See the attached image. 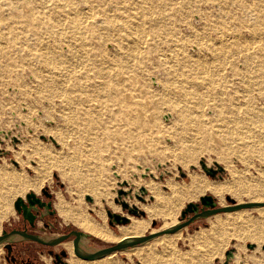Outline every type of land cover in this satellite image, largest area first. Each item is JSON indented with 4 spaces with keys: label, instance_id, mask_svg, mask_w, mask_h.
Returning <instances> with one entry per match:
<instances>
[{
    "label": "rangeland",
    "instance_id": "1",
    "mask_svg": "<svg viewBox=\"0 0 264 264\" xmlns=\"http://www.w3.org/2000/svg\"><path fill=\"white\" fill-rule=\"evenodd\" d=\"M229 6L230 4H228ZM245 6L247 7L248 4ZM187 7L190 9L186 14V18H183V22L178 23L173 18L163 22L160 20L156 27L157 29H160V27L164 28L165 30H162V32H165L167 37L174 34L176 36L172 37L173 39H182L186 56L209 60L208 72L195 71V78L188 79L184 87L180 85L182 91L189 92L185 100H182L178 95L175 96V101H178L177 103H180L181 107H193L191 115L198 110L201 113L200 115H202L200 119L205 122V118L213 116L215 110L212 106L213 104H221L223 105L222 108H230L229 104L234 102V98H236L234 89L236 88L239 92L242 91L241 84H239L241 78L232 75V68L250 71L243 64V60L236 57L238 53L228 57L225 56L223 60L221 59L220 64L211 62L210 55L212 50L209 47L207 48L205 44H208L209 40L217 42L221 37L219 30H222L227 35L224 39H229L228 37L231 34L226 31V27H229L230 30L237 28L239 17L241 18L240 21L248 26V23L252 24L259 15H263L264 11L263 13L258 12L259 14L253 12L244 13L246 8H242L243 13H238L239 17L234 15L236 18L231 22L232 17L225 16L221 19L220 14H216L214 11L216 5L209 1L200 4L198 1L192 0L188 2ZM66 11L70 12L72 9L68 8ZM211 13L216 18L215 20H218L215 26L205 23L211 20V17H208ZM140 25L145 28L148 27V24L144 21L139 22L138 26ZM196 29H200V34L194 33ZM57 30L65 31L68 28L65 26L57 27ZM242 30L243 35L247 37L248 30L245 28H242ZM54 31H56V28ZM7 32V35H13L14 37L25 36V40L20 44L9 42L5 34ZM31 37L28 29L22 30V32L21 30L11 31L4 28L0 30V128L4 130V134H0V165L4 167L12 166L23 179H31L36 175L35 169L38 167V157H27L26 153H22L18 158L15 153L23 145L26 146L25 149L28 152L30 144L33 147L35 146V148L40 146L46 150L44 151L46 153L45 158L53 166L50 168L49 177L44 181L41 188L48 187L49 192L53 196L52 202L56 215L50 220L54 223L55 229L53 232L48 231L40 222L38 224L39 228L36 229L38 235L46 237L52 234L56 235L65 227L71 226L80 229L73 222L65 221L58 215L60 198L69 206L76 207L81 205L89 215L94 217H96L95 211L101 207L106 215V208L114 212L117 205L115 212L123 213L129 217L150 219L147 230L143 235H147V233L154 230L161 231L166 227L177 224L181 214L180 211L186 204L192 201L198 202L199 197L207 193L215 197L219 206L230 204L225 197L227 195L232 197L236 203L257 201L244 194L239 195L241 197L239 199L231 196L229 192H224L222 196H219L207 190L192 199L183 200L182 204L177 208L174 220L168 219L165 222L163 217H154L152 219V217L148 218L149 216L146 213L145 216L128 215L126 211L122 210L120 203L114 201V198L117 197V180H126L129 183L151 180L155 184H159L160 192L169 194L170 190L165 183L169 179H172L174 183L180 186L190 184L189 175L191 174L220 183L230 179L223 162L218 160V155L225 152L224 148L227 140L225 139L224 141L222 136H219L220 132H217L215 126L203 123L206 125L203 129L196 117L191 118L190 124H183L180 122V116L173 111V107L166 102L160 101L161 94H163L161 91H163L162 82L165 79L164 72L168 70L170 64H176L174 60L181 51L178 46H171L175 42L172 40L171 43L170 39L164 43L158 40L157 44L153 43L150 46L151 40L149 36L140 41L130 38V40H134V47L138 49V53L131 55L127 52L124 55L125 57L116 56L117 46L112 41H108L106 36H103L104 39H99L95 44L88 39L82 40L81 43H74V47L72 46L71 48L72 51L65 44L66 42H59L56 35H54V41L47 42V44L40 43V41L31 39ZM47 40L48 38H45V41ZM228 42L231 44L230 40ZM89 44H91L90 48L94 50L89 56H86L84 50L80 49L79 46L83 45V48L89 49ZM254 44L256 43L249 45L254 46ZM147 46L153 48H147ZM44 47H48L52 51V56L48 60L41 59L39 61L40 57L36 53L34 54V49L37 48L44 52L42 50ZM253 49L250 48L249 50L252 51ZM39 50L38 52H40ZM134 56L137 57L135 61L133 60ZM110 57L111 59H118L119 57L126 64L132 62L129 64L131 68L135 71H137L136 69L139 72L141 71L138 83L142 85L148 84V88L153 90L155 96H151L152 103H150L155 107L153 116L156 117V121L150 119L149 123L152 125L144 126L143 129L140 128V131L139 127L136 129L135 124H131L129 127L126 126L127 117L136 122L138 116L136 110L138 108L131 106V114L122 115L121 107L124 102L122 104L118 103L120 98L118 91L120 90L117 89L116 93L113 91L116 88V85H114L116 80L113 83L111 81L108 83L109 78L106 70L112 67ZM145 57L148 58L146 59ZM96 63L100 65L97 66ZM132 65H139L140 67H133ZM131 68H128V70H132ZM86 70L89 71L86 73ZM182 70L183 68H181ZM201 73L209 75L208 78L201 76ZM128 74L129 76L134 75ZM77 82L81 83L75 85ZM260 84L258 83L259 86ZM73 85L79 88L74 89L72 88ZM174 89L178 92L176 90L177 87L174 88L172 85L167 91L171 93L174 92ZM178 93H181L180 89ZM252 94L255 97L257 96L256 105L264 106V93L259 94L257 90H254ZM198 96L200 98H197ZM171 99L174 102V98ZM147 101L149 99L143 97L139 99L138 104L143 106ZM240 101L243 100L240 99ZM83 105L89 109V116L82 115L80 108H83ZM64 108H67L66 111ZM164 116L169 117L164 119ZM176 122L178 123V128L174 129L172 124ZM155 125L160 126L159 131L156 130ZM54 127L64 131V136L66 137L58 139L54 132L46 131ZM224 132L226 133V131ZM42 135L46 138L51 137L57 141V144L44 140ZM175 135L179 136L180 139H175ZM190 148L198 151L195 161L188 163L186 168L179 161L174 163L173 156L179 155V153L180 155H185L184 149ZM201 159L210 166L213 165V162H217L225 168V172L222 173L221 177H211L205 174L199 165ZM14 160L16 164L13 162ZM248 161L243 162L238 156H231L229 159L230 166L243 171L246 179L264 180L262 177L264 176V161H260L256 157H252ZM157 164H162V166L158 169L156 168ZM191 165L196 168L192 169ZM146 166L150 168L149 171H146ZM178 167L185 172L184 177L180 176ZM59 170L66 171L68 178L63 179ZM115 172L120 175L119 179L114 177ZM145 173L147 174L144 176ZM71 179L76 181L72 183ZM88 183H90L89 185L92 188L86 190ZM130 186H132L131 193L123 197V200L128 203H134L143 210L141 205L146 206V204H153L156 201L148 190L146 195L142 196L145 201L137 199L134 192L138 190V186L134 184ZM41 188L37 192L38 194L41 193ZM97 188L102 191L98 199L99 204L94 198V189ZM124 189L128 190L126 186H124ZM30 191L33 190L28 188L23 195L17 194L14 198H10L8 195V200L6 201L8 206L5 210L7 216L1 221L0 232L3 229H10L21 221L20 215L14 208L13 201L17 197L24 198V195ZM86 193L91 196L92 202L86 200ZM149 195L152 196L151 199ZM0 196L2 197L3 194L1 193ZM261 196V201L264 202V192L261 193ZM260 208H243L237 211L210 215L206 219L195 220L192 224L179 230L180 235L173 238L174 245L172 247L166 248L158 245L155 249L143 250L140 255L135 253L138 249H144L148 242H152L155 239L153 238L138 246L117 250L112 252L110 256L104 257L107 260V264H223L225 251L233 247L235 249L234 255L237 259H234L232 264H264V207ZM107 220L108 217L106 215V224ZM152 221L156 222L154 226L151 224ZM129 223L116 224L115 227H110L108 224L107 226L117 232L119 226H127ZM27 243L31 254L40 258L39 263L55 264L51 261L52 256L42 246L36 243ZM110 244L112 243L101 241L89 233L79 243L80 247L85 250L100 249ZM249 244L254 245V248H249ZM16 245L19 247V243ZM56 247L58 249L60 245H56ZM1 249L0 264H10L5 260L7 250L3 245ZM42 249L44 250L42 251ZM72 256L79 261L73 254H69L65 261L68 262V258Z\"/></svg>",
    "mask_w": 264,
    "mask_h": 264
},
{
    "label": "bare ground",
    "instance_id": "2",
    "mask_svg": "<svg viewBox=\"0 0 264 264\" xmlns=\"http://www.w3.org/2000/svg\"><path fill=\"white\" fill-rule=\"evenodd\" d=\"M189 1L192 0H0V30L1 28H4L6 30L10 29L11 31L21 30L22 32V30L28 29L30 31V35L32 36L31 39L33 38L38 42L40 41V43L46 44L47 42L54 41V35H56L59 42H66L65 44H67L70 51H72L71 48L74 43H81L82 40L88 39L90 42H94L95 44L99 39H104L103 36H106L108 41H112L115 46H117L116 48L118 50L116 51V56L119 57L126 55L127 52H129L131 55L138 53V49L134 47L135 44L133 39L140 41L143 38H146V36H149L151 40L150 46H152L153 43L157 44V42L159 41L161 43H164L168 39H170L172 43V40H174L175 44L172 43L171 46H178V49L182 53L180 52L176 56L174 60L176 64H170L168 70L164 72L165 79L162 82L163 91H161V93L163 94H161L162 96L160 97V101L170 104L173 107V111H175L180 116V122H182L183 124H190L191 118L196 117L198 118V121H200L201 128L203 129L206 126L203 123H206L209 126H215L217 132H220L219 136L221 135L224 141L225 139L227 140V144L224 148L225 152L218 155V160L220 162H223V166L227 169L230 175V179L229 181H223L222 183H220L209 181L208 179H205L204 177L199 175L191 174L189 175L190 184L181 186L177 183H174L172 179H169L165 181L166 186L170 190L169 194L160 192L159 184H155L151 180H146L145 182L133 181L128 183L129 185L134 184L138 186V188L143 186L151 193V195L154 196L153 198L156 199V201L153 204H146V206L141 205L142 209L146 214H148V218L152 217L153 219L154 217H163L165 222L168 219L174 220V217L177 214V208L182 204L183 200L192 199L199 193H203L207 190H210L211 192L219 196H222L224 192H229L231 196L238 197L239 199H241L239 195L244 194L249 196L251 199H256L257 201H261V193L264 192V180L246 179L243 171L233 168L229 163V159L231 156H238V158H240L243 162L252 159V157H256L258 160L264 161V106H257V96L255 97L252 94L254 90H257L259 94L264 93V14L259 15L252 24L248 23V26L242 23L240 21V15L238 16V13H243L242 8H246L244 9V13H263L264 0H196L200 4L206 3L208 1L215 4L216 8L214 11L216 12V14H220L219 16L221 19L225 16L232 17V22V20L237 16L239 17L238 20L236 19L238 25L237 28H234L235 30H230L229 27H226V31H229L231 34L228 37L229 39H224L227 35L219 29L217 30L221 32V37L217 42L208 39L209 43L205 45L207 46V48L209 47L210 50H212L210 61L220 64L221 59L223 60L225 56L228 57L238 53L236 57L238 59H242L243 64L246 65V68L250 69V71L247 72L246 70H235L232 68V75H236L241 78L239 84H241L242 91L239 92V90H237L236 88L234 89V95H236V98H234V102L229 104L230 108H222L223 105L221 104H213L212 106L215 109L213 116H211L210 118H205V122L200 119L202 115H200L201 113L198 110H196L194 114L191 115V110H193V107H181V105H179L180 103L178 104V101H175V96L178 95L182 100H185L186 95H189V92L186 93V91L184 90V93V91L181 90L180 85L184 87L186 86L187 83L185 82L188 81V79L195 78V71L201 70L202 72H208L207 66L209 64V60L195 56H193V58H191L189 55L186 56L184 54V51L186 50L184 49V45H182V39H173L172 37L176 36L174 34L168 36L170 37L168 38L166 33L162 32V30H165L164 28L160 27V29H157L156 27L158 21L160 20L163 22L165 20H171L173 18L177 20L178 23L183 22V18H186V14L190 9L189 7H187ZM228 4H230L229 7ZM246 4H248L247 7L245 6ZM68 8H71L72 11L67 12L66 9ZM212 13L211 15H208V17H211V20L205 23L215 26L218 23V20H215L216 18L212 16ZM141 21L147 23L148 27L145 28L142 25H140L142 27L138 26L139 22ZM64 26L67 27L68 30H57V27L61 28ZM139 27L140 29H138ZM55 28L56 31H54ZM242 28L248 30L247 37L243 35ZM199 30L200 29H196L194 33L200 34ZM5 34L7 35L8 32ZM7 38L9 42L19 44L25 40V36L14 37L13 35H7ZM42 38L44 39L41 40ZM45 38H48V40L45 41ZM130 38L133 39L130 40ZM229 40L231 44H229ZM129 41L132 43L131 45ZM254 42L257 45L254 44V46H250ZM79 47L80 49L84 50L86 56H89L90 53H92L94 50L93 48H90L91 44L88 45L89 49L83 48V45ZM147 48L153 47L147 46ZM250 48L254 49L250 51ZM34 50V54L36 53L37 56L40 57L39 61H41V59L48 60L52 56V51L48 47L42 48L44 52L37 48H35ZM38 50L40 52H38ZM119 57L118 59H111L110 57V63L112 64V67H109L108 70H106L109 78L108 83H110V81L111 83H113V81L116 80V82L114 83V85H116V88L113 91H115L116 93L117 89L120 90L118 91V93L120 94L118 103L122 104L124 102L121 107L122 115L131 114V106H135L138 108L136 110V113L138 114L136 122L127 117L126 126L129 127L131 126V124H135L136 129H138L137 127H139L140 131V128L143 129L144 126L152 125L151 123H149L150 119L156 121V117L153 116L155 107L153 106V104H151V96H155V94L153 90H150L148 88V84L142 85L138 83L141 71L139 72L138 69H136L137 71H135L131 68V65H129L132 63L131 61V63L126 64L125 61L121 60ZM136 58L137 57L134 56L133 60H137ZM100 64H97V66ZM132 66L140 67L139 65ZM88 68L92 69L90 67ZM128 68H131L132 70H128ZM181 68H183L182 71ZM88 71L89 70H86L85 72L87 73ZM220 72L218 73L220 74ZM128 73L134 75L129 76ZM219 74L217 75L219 76ZM201 76H205L206 78H208L209 75L202 74ZM79 83L81 82H77L75 83V85H79ZM258 83H261L260 86L258 85ZM75 85H73L72 88H79ZM171 85L174 86V88L177 87L176 90H178V92L180 89L181 93L179 94L175 91V89L174 92H168L167 89L170 88ZM143 97L148 98L149 101H147L145 105L142 106L138 103L139 99ZM171 98H174V102ZM197 98H200V96H198ZM240 99H242L243 101H240ZM80 109L83 113L82 115L89 116V109L85 108V105H83V108ZM177 124V122L172 124V128L177 129ZM155 127L157 131L160 130V126L158 127L157 125H155ZM161 130L163 129L161 128ZM46 131L54 132L58 139H64L66 137L64 136V131L57 127L49 130L47 129ZM224 131H226V133ZM177 138L178 140L180 139L179 136L175 135V139ZM25 148L26 146H21L19 151L15 153V155L18 158L22 153H26L27 157L37 156L38 167L35 169L36 175L31 179H23L22 176L14 170V167L9 165L4 167L0 165V194H3L2 197L0 196V224L2 219L7 216V212L5 210L8 206V204L6 203V201L8 200V195L10 198H14V196L17 194L23 195L25 190H27L28 188H31L35 194H38L37 192H39L42 184L49 177L50 168L53 166H51V164H49V162H47V159L45 158V149H42L40 146L38 148H35V146L33 147V145L31 144L29 145L28 152H26ZM196 151L197 150L191 148L184 149L183 152L185 155H180L179 153V155L173 156L174 163L179 161L181 162L182 166L186 168L188 163H191V161H195L198 155V151ZM59 171L63 179L68 178V174L66 171ZM262 177L264 178V176ZM75 181V179H71L72 183H74ZM89 184L90 183L86 185V190L92 188ZM94 190V198L99 204L98 199L102 194V191L99 190V188ZM58 215L65 221L73 222L82 231L89 233L90 235L101 241H106L109 243H117L119 241L129 240L134 236L143 235V233L147 230L150 220L130 216V223L127 226H119V228L117 229L118 231L115 232L107 226L106 215L104 214V210L102 207L99 210L95 211L96 217H94L89 215L81 205L76 207L72 205L69 206L64 201H62L61 198L59 199L58 204ZM155 231L156 230H154L153 232ZM179 235L180 231L177 230V232L175 233L163 234L162 237L158 236L159 238L155 237L152 242L147 243V246L144 249H138L135 251V253L137 255H140L143 250H152L153 248L155 249L158 245L166 248L172 247L174 245L173 238L178 237ZM1 246L2 245L0 244V252L2 250ZM63 247H65V249L67 250L68 256L69 254H72L70 253L69 247L66 243L63 244ZM110 254L111 253L107 255L96 256L92 259L87 260H81L78 258L79 261L72 256L68 258V262H70V264H107V260L104 256L108 257L110 256ZM234 257L236 256L234 255ZM235 259H237V257Z\"/></svg>",
    "mask_w": 264,
    "mask_h": 264
},
{
    "label": "water",
    "instance_id": "3",
    "mask_svg": "<svg viewBox=\"0 0 264 264\" xmlns=\"http://www.w3.org/2000/svg\"><path fill=\"white\" fill-rule=\"evenodd\" d=\"M169 116H164V119H167ZM0 134H4V130L0 128ZM42 138L44 140L52 141V143L57 144V141L52 139L51 137H44L42 135ZM16 164V161H13ZM199 165L202 168V170L205 172V174H208L211 177H215L216 174H219V177H221L222 173L225 172V168L221 165H219L217 162H213V165H207L203 159L199 161ZM162 164H157L156 168H160ZM192 169L196 168L194 165L190 166ZM180 176L184 177L185 172L180 168ZM146 171H149L150 168L147 166L145 167ZM147 173L144 174V176ZM152 176H154L151 173ZM114 177L117 179L120 178V175L115 172ZM129 182L126 180L116 181V185H118V188L116 189L117 197L114 198L115 202L120 203L122 210L126 211L128 215H135V216H145V212L139 208L134 203L129 204L127 201L123 200V197L127 196V194L131 193L132 186L128 184ZM126 186L128 190H125L123 187ZM41 192L46 197H51L52 194L48 191V187H42ZM147 189L145 187L141 186L138 188L137 191L134 192V195L137 199H140L141 201H145V199L142 197L146 195ZM227 200L230 202V204L219 206L215 197H213L211 194H205L199 197L198 202H188L186 206L180 211V217L178 218L177 224L171 225L167 228L162 229L161 231H155L147 233V235H139L134 236L129 240L125 241H119L117 243H112L106 247H102L100 249H83L80 247L79 243L82 239H85L88 235L87 232H84L80 229H72L70 233L63 234V235H56L55 237H46L38 234L29 233L25 230H18V229H10V231H6L3 229L0 232V244L3 245L5 249H7V254L10 255L11 252V243L14 240H31L35 241L39 244L47 245L55 247L59 243H66L69 247L70 253H72L74 256H76L79 259L87 260L92 259L96 256H102L107 255L112 252H116L117 250H123L132 248L133 246H138L140 244H143L147 242L150 239H153L158 236H162V234H171L177 232V230H180L181 228L188 226L192 224L195 220L198 219H206L210 215L223 213V212H231V211H237L238 209L243 208H253V207H264V202L262 201H253V202H245V203H236L235 200L230 196H225ZM87 201L92 202V198L89 194L85 196ZM149 198L151 199L152 196L149 195ZM14 208L18 214L21 215V217L24 220H27L31 227H35V219L37 218L36 215L39 213L40 209H50L52 207V202H44L41 200L40 196L38 197L33 191L27 192L24 195V198L17 197L14 201ZM106 215L108 217L107 224L110 227H115L116 224H127L130 221V217L127 215H124L120 212H112L108 208L105 209ZM152 226L156 224L155 221L151 222ZM71 235H74L73 239L68 240ZM16 237V238H15ZM249 248L253 249L254 245L249 244ZM235 249L233 247L229 248L225 251L224 256V262L223 264H232V261L235 259L234 257ZM61 255H68L67 250H62ZM57 259L59 258V255L56 254ZM6 260H9L8 256L6 257ZM59 261V259H58ZM62 262V261H61ZM62 264H68V262H62Z\"/></svg>",
    "mask_w": 264,
    "mask_h": 264
},
{
    "label": "flooded vegetation",
    "instance_id": "4",
    "mask_svg": "<svg viewBox=\"0 0 264 264\" xmlns=\"http://www.w3.org/2000/svg\"><path fill=\"white\" fill-rule=\"evenodd\" d=\"M215 177H219V174L217 173ZM49 191V190H48ZM51 193V192H50ZM38 197L40 196L41 200L44 202H52V198L51 197H46L42 192L40 194L37 195ZM20 215V214H19ZM56 212L54 210V206H53V202H52V207L50 209H40L39 213L36 215V219L34 221L35 223V227H31L29 222L27 220H24L21 215V221L19 223H17L16 225H14L13 227H11L10 229H18V230H25L29 233H33V234H37L36 233V229L39 228V223H42V226L47 229L48 231L53 232L55 229V225L53 222H51V218L55 217ZM10 229L6 230V231H10ZM72 229H77L75 226H71V227H65L64 229H62L59 233H57L56 235H63V234H68L70 233V231ZM56 235H51V236H47V237H55ZM74 235H71V237L68 238V240L73 239ZM27 242L30 243H36L40 246H42L45 251L52 256L51 261L55 264H62V262H66L65 258L68 257V255L64 256L61 255V251L65 250V247H63L64 243H59L58 245H60V247L57 249V247H52V246H47V245H43V244H39L35 241H31V240H14L11 243V252L10 255L7 254L6 251V255H5V260L6 257L8 256L9 260H6V262L10 263V264H41L39 263L40 258L38 256H34L31 254V252L29 251L28 247L29 244ZM17 243H19V247H17ZM42 249V251L44 250ZM7 250V249H6ZM56 254L59 255V261L56 257ZM62 261V262H61Z\"/></svg>",
    "mask_w": 264,
    "mask_h": 264
}]
</instances>
